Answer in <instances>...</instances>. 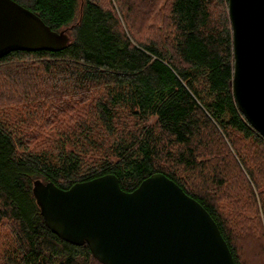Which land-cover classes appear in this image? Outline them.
Masks as SVG:
<instances>
[{
  "label": "trees",
  "instance_id": "trees-1",
  "mask_svg": "<svg viewBox=\"0 0 264 264\" xmlns=\"http://www.w3.org/2000/svg\"><path fill=\"white\" fill-rule=\"evenodd\" d=\"M13 1L68 43L0 58L7 77L38 70L60 102L19 120L0 108V264H101L45 226L33 183L68 189L109 173L126 192L163 174L209 213L234 264H264V139L232 97L227 0H171L168 24L150 3ZM24 120L42 130L24 133Z\"/></svg>",
  "mask_w": 264,
  "mask_h": 264
},
{
  "label": "water",
  "instance_id": "water-1",
  "mask_svg": "<svg viewBox=\"0 0 264 264\" xmlns=\"http://www.w3.org/2000/svg\"><path fill=\"white\" fill-rule=\"evenodd\" d=\"M234 103L264 139V0H227ZM65 31L48 27L13 0H0V58L16 51H62ZM45 226L61 240L87 244L101 264H234L215 221L161 173L136 189L105 174L61 189L33 183Z\"/></svg>",
  "mask_w": 264,
  "mask_h": 264
},
{
  "label": "rangeland",
  "instance_id": "rangeland-1",
  "mask_svg": "<svg viewBox=\"0 0 264 264\" xmlns=\"http://www.w3.org/2000/svg\"><path fill=\"white\" fill-rule=\"evenodd\" d=\"M170 1L171 0H122L123 4L125 2V4H131L134 6H140V5L145 6L146 3H150L151 8L155 9L154 12L156 13V16L158 17L157 14L160 15V18H158L157 21H159L160 19L161 23L167 22V24H168V17L170 16V13H169ZM97 2L105 8H108L111 6L117 7L115 0H97ZM119 3H121L120 0H119ZM129 8L132 9V6H130ZM156 10H158V12ZM129 19L133 21L132 17H130ZM135 29H136L135 34L138 35V37L144 39L145 37L148 36L149 31L145 30V28L143 29V26L138 27L137 25V27L135 26ZM11 65L13 67L19 66V63L17 64L16 62H12L10 63V66ZM7 67H9V65H7L6 67L3 65H0V108L3 107V110L8 109V111L16 112L19 115V118H17V120L21 118L25 119L28 116L26 114L29 111L32 112L35 108H39L41 106V103L45 99L48 100V103L49 102H54V104L60 103L57 99H54V97H50L53 92L51 93L50 90L44 89L42 87L43 82H41L42 80H40L37 77L38 70L34 69L33 67L22 69L23 66L20 65L19 68L21 70H19L16 67L15 68L16 70H14V72L21 73V71H23V73L25 74H23L22 76H18V77H13V75L11 77H7V75L11 71V69H7ZM30 88H31V93H30ZM25 93H27L29 97V103H30L29 106H24V103H26L25 101H27L25 99L26 98ZM10 107L11 109H9ZM25 121L27 120H24V122ZM16 122L12 120L10 123L16 124ZM30 122L31 123L25 122V125L23 127L24 133L31 134V133L38 132L39 130H42V128L37 126V124L33 123L32 121ZM60 131H61V128L58 129V132ZM54 132H55L54 134L56 135L57 131H54ZM221 204H222V200H221ZM2 229L3 230L2 232H0V236L8 235L10 231L9 227L6 225H3Z\"/></svg>",
  "mask_w": 264,
  "mask_h": 264
}]
</instances>
